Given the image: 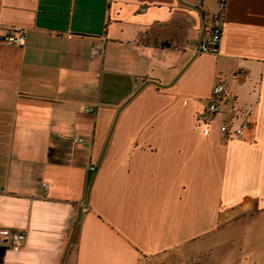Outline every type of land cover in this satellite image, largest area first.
Wrapping results in <instances>:
<instances>
[{
	"label": "crops",
	"instance_id": "0c3cea01",
	"mask_svg": "<svg viewBox=\"0 0 264 264\" xmlns=\"http://www.w3.org/2000/svg\"><path fill=\"white\" fill-rule=\"evenodd\" d=\"M217 7L0 0V227L25 232L0 264H264V0H225L200 52Z\"/></svg>",
	"mask_w": 264,
	"mask_h": 264
},
{
	"label": "built area",
	"instance_id": "2783aa9c",
	"mask_svg": "<svg viewBox=\"0 0 264 264\" xmlns=\"http://www.w3.org/2000/svg\"><path fill=\"white\" fill-rule=\"evenodd\" d=\"M197 3H201V0H197ZM218 7L216 10L209 13V21L204 26L200 43L198 45V51L204 53L215 54L217 53L218 44L220 41L222 28L224 25V4L225 0H217ZM24 39V34L21 31L14 29H8L6 34L2 37V40L8 44H21ZM98 49L91 48L90 54L98 53ZM225 98V90L221 81H216L210 90V94L206 102L204 103L203 112L200 115V120L204 123H210L217 114L221 112V105ZM84 111H91L84 108ZM249 121L244 119L237 126H231L229 120H223L219 124V130L225 136L231 138H239L243 135V132L248 128ZM74 142H81V138L73 136ZM92 168V166H90ZM43 191H45L47 184L41 182ZM25 241V232L23 230L13 229L9 227H0V244L7 247L18 249Z\"/></svg>",
	"mask_w": 264,
	"mask_h": 264
},
{
	"label": "rangeland",
	"instance_id": "374dc122",
	"mask_svg": "<svg viewBox=\"0 0 264 264\" xmlns=\"http://www.w3.org/2000/svg\"><path fill=\"white\" fill-rule=\"evenodd\" d=\"M197 260H198V261H201V258L199 257V259H197ZM198 261H197V262H198ZM198 263H199V262H198ZM198 263H197V264H198Z\"/></svg>",
	"mask_w": 264,
	"mask_h": 264
}]
</instances>
